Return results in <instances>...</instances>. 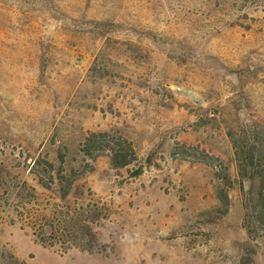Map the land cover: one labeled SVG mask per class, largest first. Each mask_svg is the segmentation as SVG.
<instances>
[{
    "label": "rangeland",
    "instance_id": "1",
    "mask_svg": "<svg viewBox=\"0 0 264 264\" xmlns=\"http://www.w3.org/2000/svg\"><path fill=\"white\" fill-rule=\"evenodd\" d=\"M103 132L139 162L91 160ZM247 152L264 168V0H0V264H264ZM62 160L67 201L32 171ZM57 206L100 208V254L35 240Z\"/></svg>",
    "mask_w": 264,
    "mask_h": 264
},
{
    "label": "trees",
    "instance_id": "2",
    "mask_svg": "<svg viewBox=\"0 0 264 264\" xmlns=\"http://www.w3.org/2000/svg\"><path fill=\"white\" fill-rule=\"evenodd\" d=\"M82 149L91 160H95L105 153H110L112 165L115 169L127 168L133 163L139 162L138 155L131 142L121 137L113 138L107 132L92 133L85 139ZM183 158L188 159V156L185 155ZM242 160H244V165L241 166L242 176L244 177V174L247 175V171H250L253 178L257 179L258 186V197L254 208L255 213L258 214V220L251 219L250 221L248 215L246 217L248 220H246L248 224L264 234V168L261 165L255 167L253 155L251 156L248 152ZM150 162L151 158L149 157L147 163ZM239 163H241L240 159ZM87 169L90 171L92 168L88 166ZM32 171L39 178V184L46 189H51L56 183L60 197L65 201L74 190V182L80 175L86 173L79 166L66 167L64 160L58 167L49 162L39 163L36 169L33 168ZM143 171L144 167L140 166L133 177L140 176ZM45 176L48 182L44 181ZM100 215L101 210L99 207L92 210L89 206H81L78 209L68 206L65 210L64 207L57 206L51 215L43 214V209L40 208L36 212V217L31 218L34 219V224L30 228L35 240L43 247L59 248L62 254H67L73 249H79L90 254H100L95 249L98 243L92 228V224L99 221ZM9 257L12 264H25V262L20 261L11 254Z\"/></svg>",
    "mask_w": 264,
    "mask_h": 264
}]
</instances>
